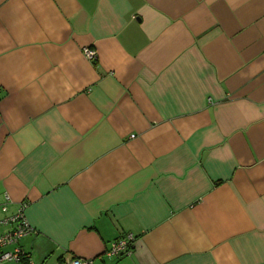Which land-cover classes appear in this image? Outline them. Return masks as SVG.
Segmentation results:
<instances>
[{
  "label": "crops",
  "instance_id": "1",
  "mask_svg": "<svg viewBox=\"0 0 264 264\" xmlns=\"http://www.w3.org/2000/svg\"><path fill=\"white\" fill-rule=\"evenodd\" d=\"M23 204L0 264H264V0H0V219Z\"/></svg>",
  "mask_w": 264,
  "mask_h": 264
},
{
  "label": "built area",
  "instance_id": "2",
  "mask_svg": "<svg viewBox=\"0 0 264 264\" xmlns=\"http://www.w3.org/2000/svg\"><path fill=\"white\" fill-rule=\"evenodd\" d=\"M82 52L89 60L96 58V50L94 48L84 46ZM6 198L8 199L9 197L6 195ZM25 206L23 204L14 214L0 219V262H21L30 258L29 252L23 250L21 246L22 238L34 231L25 216ZM134 241V234L128 232L123 238L113 241L106 253L109 256L130 254L133 251ZM71 264H92V260L74 257L71 260Z\"/></svg>",
  "mask_w": 264,
  "mask_h": 264
},
{
  "label": "trees",
  "instance_id": "3",
  "mask_svg": "<svg viewBox=\"0 0 264 264\" xmlns=\"http://www.w3.org/2000/svg\"><path fill=\"white\" fill-rule=\"evenodd\" d=\"M127 233H128V232H127ZM131 233H132V232H131ZM29 234H30V233H29ZM125 234H126V233H125ZM125 234H124V235H125ZM124 235L120 236L118 239L123 238ZM26 236H27V235H26ZM24 237H25V236H24ZM24 237H23V238H24ZM118 239H117V240H118ZM23 261H25V260H23Z\"/></svg>",
  "mask_w": 264,
  "mask_h": 264
}]
</instances>
